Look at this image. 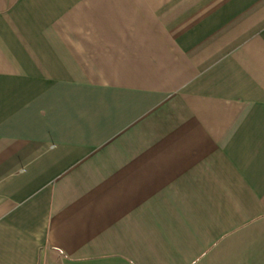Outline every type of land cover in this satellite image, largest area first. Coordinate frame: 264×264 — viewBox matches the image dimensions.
<instances>
[{
  "label": "crops",
  "instance_id": "obj_1",
  "mask_svg": "<svg viewBox=\"0 0 264 264\" xmlns=\"http://www.w3.org/2000/svg\"><path fill=\"white\" fill-rule=\"evenodd\" d=\"M0 264H264V0H0Z\"/></svg>",
  "mask_w": 264,
  "mask_h": 264
}]
</instances>
